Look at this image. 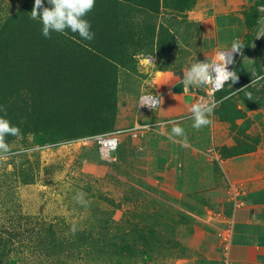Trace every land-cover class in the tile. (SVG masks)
Here are the masks:
<instances>
[{"label":"rangeland","instance_id":"1","mask_svg":"<svg viewBox=\"0 0 264 264\" xmlns=\"http://www.w3.org/2000/svg\"><path fill=\"white\" fill-rule=\"evenodd\" d=\"M34 3L0 0V31L22 12L26 13L22 28L14 33L29 27L25 20L33 21L30 12ZM44 4L48 5L47 0ZM98 4L106 13L116 15L103 17L107 31L103 39L122 46V64L108 91L98 82L105 80L103 69L93 57L85 56L83 46L90 42L77 36L75 43L67 39L65 46L53 47L42 38L39 21L35 30L42 38L41 54L14 62L13 71L3 81L0 116L14 126L18 123L21 137L6 138L13 153L0 160V187L6 182L14 188L23 212L14 233L23 236L20 241L6 239L0 244V264L213 263L214 252L209 253L210 246L203 243L207 235H214V228L221 239L225 221L216 222L213 216L218 203L233 199L241 190L260 188L257 180H264V142L258 136L264 134V101L253 52L257 43L264 41V0H99ZM247 34L254 40L243 59L247 71L246 76L241 74L240 85L249 83L239 91L227 85L229 97L214 110L220 120L208 125L217 132L201 159L206 178L203 186L190 187L180 172L181 165H174L175 171L165 179L157 176L158 182L135 173L137 161L123 155L131 146L125 140L139 142L144 137L130 138L131 131L119 135V151L111 157L104 156L94 140L85 141L95 134L151 122L141 120L144 114L139 105L144 94L162 92L166 74L184 75L193 63L208 60L212 52L217 56L234 41L242 44ZM97 40L95 33L93 41ZM73 50L78 52L81 66L90 60L93 71L89 77L52 65L51 56L59 51L65 56ZM42 55V64L37 63ZM23 63L28 68L19 74L15 69ZM30 63L34 71L27 65ZM244 68L241 66L240 72ZM85 78L87 93L79 96L76 86ZM13 115L18 119L12 120ZM187 121L171 123L163 132ZM157 129L145 131L144 136ZM199 138L202 147L208 143L205 132ZM247 154L253 157L242 167L239 156ZM247 174L256 178L244 180ZM78 193L84 194L82 201L75 198ZM38 229L33 239L29 238Z\"/></svg>","mask_w":264,"mask_h":264},{"label":"crops","instance_id":"2","mask_svg":"<svg viewBox=\"0 0 264 264\" xmlns=\"http://www.w3.org/2000/svg\"><path fill=\"white\" fill-rule=\"evenodd\" d=\"M206 40L213 44V46L217 45L216 41ZM216 57L215 53L212 52L207 56V61L211 63ZM249 60L252 61L250 56ZM245 71L247 70L245 69ZM181 74L182 72H175L171 75H165L163 90L157 93L161 99V106L153 114L146 115V117L141 115V120H162L191 114L190 109L196 103L197 90L196 86H190L185 89L182 83L184 75ZM201 91L199 89V92ZM213 115L210 117L213 124L219 122L220 117L218 114L213 113ZM187 120V122L179 125L184 128L185 134L187 135V142L189 140L190 146H187L186 143L182 145V139L180 137L175 138V140L169 138L172 126H169L167 132H163L165 128L157 129L156 132L144 136L139 142L130 139V143L127 140L128 138H126L125 143L131 146L127 151L128 154L123 155H127L126 158L129 161L132 159L137 161L134 168L135 173L141 176L147 175L151 181L158 182L157 176L165 179L173 169L175 171L176 168L173 167L174 165H181L183 168L180 172L184 175L190 187L199 188L203 186L204 182L206 184L201 159L206 155L204 149L214 140L217 131H215L213 126L212 129L208 126H204L199 130L194 129L192 127L193 120L190 118ZM203 132H205V136L208 138V143H203L202 147V144L199 142V137ZM258 136L261 142H264V134L258 133ZM199 151L202 152V155L201 153L196 154ZM251 157H253L252 154L239 156L240 166L249 162ZM222 165L224 166L223 171L230 178L231 176L229 177L230 174L225 167L224 161H222ZM155 176L156 178H154ZM243 176L244 180H253L256 178L250 174ZM257 181L261 184L260 188L247 191L241 190L233 199H227L222 204L218 203L217 208H215L216 211L214 212H220L222 214L221 222L230 220L234 222L233 242L229 247L227 256H225L223 244L218 237L217 230L214 228V235H207L206 242L203 243L202 241V243L204 247H211H209V253L212 252L213 254L214 252L216 261H213V263L205 261V264H224L226 258L229 259L230 264H264V180L260 179ZM228 183L230 184V181ZM243 183L245 184L244 181ZM216 199H214V203ZM235 201L240 202L241 205L235 207ZM218 219L219 217L214 215V221L219 222ZM223 229L224 224H221V232H223ZM215 242H217V246L213 247Z\"/></svg>","mask_w":264,"mask_h":264},{"label":"trees","instance_id":"3","mask_svg":"<svg viewBox=\"0 0 264 264\" xmlns=\"http://www.w3.org/2000/svg\"><path fill=\"white\" fill-rule=\"evenodd\" d=\"M99 0H95V6L93 10H91L85 19H87L89 22L94 21V24L91 25V31L96 33L97 36V42H94L93 40L89 41V44L84 45L83 47L85 48V56L86 58L88 57H93L92 60H94L96 63H98L101 68L104 71L105 80L103 83H101L98 79V82L101 84L100 88L108 91L110 89V84L112 83V86L116 83L118 71H119V66L122 64V61L120 59L122 49L120 44H116L113 42H109L103 39L104 33H107L105 30V27L102 25V19L105 16H109L110 14H114V17L116 16L115 13H106L104 10L100 9V5L98 4ZM48 4V3H47ZM45 7H50V5L44 4ZM92 14H95L93 16ZM26 17V13L22 12L18 14L15 18L10 20L0 31V95L3 93V87L4 83L3 81L6 80V76L8 75V72L13 71L14 65L13 63L16 62L18 63L19 61L22 60H27L29 57L31 58L34 56L36 53L41 54L39 52L38 48L39 46V41L42 38H38L39 35L37 34V31L35 30V25H37L39 22L37 21H31L28 19L25 20L27 22V26L23 30H21L18 34L14 33L15 29H21L22 28V20H24ZM21 25H18L20 24ZM258 21L255 23H252L253 25H256ZM32 36H29V35ZM65 35V39H61V37ZM108 35V34H106ZM77 36L79 37L78 34H74L70 31H66L65 33H55L53 32L51 35L50 39H47L49 43L53 44V47L57 46L58 48L64 45L65 41L67 39H71L72 43H75L77 41ZM254 40V36L252 34H247L245 36V39L242 43V54L239 57L237 66L235 68V72L237 73L239 79L235 84H232L236 89L235 90H242L244 86L248 85L249 82L240 85V81L243 78L241 74L245 73L246 76V71L245 69L240 72V68L242 66L243 68V59L245 58L248 49L252 46ZM87 41V40H85ZM61 43V44H60ZM107 43V44H106ZM38 45V46H37ZM73 45V44H72ZM65 46V45H64ZM75 50V49H74ZM72 51V53L66 52L67 55L62 56V52L64 51H59L57 56H51L52 58V65L55 67H58L62 70L66 68L67 71H72L74 75H77V71L79 74L82 76L81 72H83L87 77H89V74L93 71V68L91 67V62L88 60V63L84 66H81L80 63V56H78V52ZM52 50L49 49V53H51ZM119 53V54H117ZM43 54H47L44 52ZM135 55V54H133ZM68 56L69 60H66ZM34 57L33 59H35ZM42 58H45L43 55L37 63H41ZM31 59V62L32 60ZM47 59H50L49 57ZM65 59V61H63ZM254 66L257 69L258 75L261 78V89H260V95L264 101V41L257 43V45L254 48ZM58 62V63H57ZM67 62V63H65ZM30 68H32L34 71L35 67L32 65V63L27 64ZM80 65V66H78ZM47 67V66H45ZM28 67L25 66L23 63L22 65L18 66L15 71L17 70L19 74H22L27 70ZM41 69V68H40ZM38 71V70H37ZM49 70L47 72H43L45 76H48ZM53 73L50 72V76ZM37 78V77H36ZM86 78L82 82L78 83L76 86L77 88V93L79 95L80 92H86L87 93V88L84 86H87L88 82H86ZM10 86L14 88L11 84V77L9 79ZM111 86V87H112ZM50 87V86H49ZM247 87V86H246ZM81 96V95H79ZM36 102V99L34 100V103ZM34 105V104H33ZM14 110H16L15 107H13ZM18 119L13 115L12 120ZM18 127V123H15ZM128 137L131 138L129 135ZM144 137V136H140ZM139 137V138H140ZM8 142V139H7ZM120 148V146H119ZM119 151V149H118ZM117 151V153H118ZM115 153V154H117ZM4 190H6L7 196L4 195ZM22 207L20 203L17 200V196L14 194V188L12 186H8V184L5 182V185L0 187V244L4 243L5 240H15L19 239L21 240V237L23 234L15 232L14 233V228L19 227L21 225V219H22ZM38 224V222H37ZM39 229L32 234L29 238H32L38 233ZM49 233H54L50 232ZM18 234V235H17ZM19 236V237H18ZM53 237V235H52Z\"/></svg>","mask_w":264,"mask_h":264},{"label":"clouds","instance_id":"4","mask_svg":"<svg viewBox=\"0 0 264 264\" xmlns=\"http://www.w3.org/2000/svg\"><path fill=\"white\" fill-rule=\"evenodd\" d=\"M47 3L50 7L44 6V0H35L30 12V19L41 23V33L45 38L50 39L53 32L65 33L70 31L78 34L83 40L91 41L94 39L95 33L91 31V24L85 17L94 8L95 0H47ZM242 47L243 45L240 42L234 41L230 49L218 51V54L219 52H227L220 54L218 62L198 61L193 63L185 72L182 80L185 89L190 86H211L212 88L207 98H202L201 101L193 104L190 109L194 129L199 130L212 123L210 117L217 106V101L214 98L215 91L222 89L224 83L230 81L227 84L230 85L238 81L239 77L235 72V68L242 54ZM234 53L239 54L234 55L237 57V62L232 71L229 70L228 65L232 64L234 58L232 54ZM151 59L152 57L147 58L148 63ZM259 79L261 78L258 77L257 80ZM255 82L251 81V83ZM4 111L6 116V110ZM9 136L19 138L21 137V130L19 127L12 125L4 116H0V160H5L13 153V147L6 139ZM178 137L183 138L182 145L187 143L184 128L179 124H173L169 138L175 140ZM83 195V193H78L75 198L82 201Z\"/></svg>","mask_w":264,"mask_h":264},{"label":"built area","instance_id":"5","mask_svg":"<svg viewBox=\"0 0 264 264\" xmlns=\"http://www.w3.org/2000/svg\"><path fill=\"white\" fill-rule=\"evenodd\" d=\"M221 53H227V52H219L217 59L214 60L213 62L219 61V56ZM235 54H239V53H234L232 55L234 56ZM200 62H203V61H200ZM228 68L229 70L233 71V69L230 68V65H228ZM228 83H230V81L227 83H224L222 89L216 90L214 93V98L217 101V106L215 110L218 109L221 106V104L229 97V94L226 89V86ZM199 89H201L202 91L199 92ZM196 90H197L196 92L197 93L196 103H197L198 101H201L202 98H207L209 93L212 91V88L211 86H205V87L196 86ZM160 106H161V99L158 94H144L140 98L139 107H140V111L144 115L153 114V112H155ZM189 118H191V114L186 115V116L175 117V118L155 120L153 122L151 121L148 123H145V122L138 123L137 126L131 127L132 128V129L130 128L131 130L129 129V130H122L118 132L95 134L89 138H86L85 141L94 140L96 144L100 147V150L104 154V156L111 157L119 149V146H120V136L119 135L122 134L123 132H128L129 134V131H131L129 135L132 136L134 139H136L138 136L139 137L144 136L145 131L152 130L153 127L163 129L166 126L170 125L171 123L182 121V120H187ZM108 157H105V158H108ZM240 205H241L240 202L235 201L234 203L235 207H239ZM214 215L219 217L218 220H221L222 214L220 212H216V213L214 212L213 216ZM233 230H234V222L232 220L224 222V229H223V232L220 233V235H221V242L224 247L225 256H227L229 247L232 243ZM224 264H230V261L228 258H226V261Z\"/></svg>","mask_w":264,"mask_h":264},{"label":"water","instance_id":"6","mask_svg":"<svg viewBox=\"0 0 264 264\" xmlns=\"http://www.w3.org/2000/svg\"><path fill=\"white\" fill-rule=\"evenodd\" d=\"M236 62H237V57L234 56V58H233V62H232V64L230 65V67H231L232 69L235 68V66H236Z\"/></svg>","mask_w":264,"mask_h":264}]
</instances>
